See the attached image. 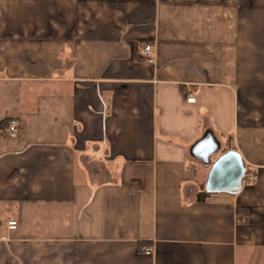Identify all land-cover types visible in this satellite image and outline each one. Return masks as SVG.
<instances>
[{
	"label": "crops",
	"instance_id": "obj_1",
	"mask_svg": "<svg viewBox=\"0 0 264 264\" xmlns=\"http://www.w3.org/2000/svg\"><path fill=\"white\" fill-rule=\"evenodd\" d=\"M0 264H264V0H0Z\"/></svg>",
	"mask_w": 264,
	"mask_h": 264
},
{
	"label": "water",
	"instance_id": "obj_2",
	"mask_svg": "<svg viewBox=\"0 0 264 264\" xmlns=\"http://www.w3.org/2000/svg\"><path fill=\"white\" fill-rule=\"evenodd\" d=\"M220 146L221 142L213 135L212 130L206 129L201 138L191 145L189 154L204 164H209L204 183L206 192L236 194L243 186L245 164L236 149L218 154ZM215 155L217 156L211 160Z\"/></svg>",
	"mask_w": 264,
	"mask_h": 264
},
{
	"label": "built area",
	"instance_id": "obj_3",
	"mask_svg": "<svg viewBox=\"0 0 264 264\" xmlns=\"http://www.w3.org/2000/svg\"><path fill=\"white\" fill-rule=\"evenodd\" d=\"M152 47L153 46L150 43H145L142 45L140 49V54L146 63L154 62V53H153ZM186 93H187L186 102L194 103L196 100L195 96L188 91ZM4 131L10 136H15L17 133V121L15 119L9 120L7 122L6 127L4 128ZM255 179H256V176L254 175V173L246 168V171L243 177V184L248 183V182L252 183L255 181ZM7 226L9 229H15L17 226L16 220H9L7 222ZM142 250L147 254L151 253V249L149 247H143Z\"/></svg>",
	"mask_w": 264,
	"mask_h": 264
},
{
	"label": "trees",
	"instance_id": "obj_4",
	"mask_svg": "<svg viewBox=\"0 0 264 264\" xmlns=\"http://www.w3.org/2000/svg\"><path fill=\"white\" fill-rule=\"evenodd\" d=\"M226 150H221V153L225 152ZM210 193L206 192L204 189V184H202L200 192L198 193V199H203L205 198L207 195H209Z\"/></svg>",
	"mask_w": 264,
	"mask_h": 264
},
{
	"label": "rangeland",
	"instance_id": "obj_5",
	"mask_svg": "<svg viewBox=\"0 0 264 264\" xmlns=\"http://www.w3.org/2000/svg\"><path fill=\"white\" fill-rule=\"evenodd\" d=\"M219 152H220V151H219ZM219 152H218V153H219ZM214 157H215V156H214Z\"/></svg>",
	"mask_w": 264,
	"mask_h": 264
}]
</instances>
